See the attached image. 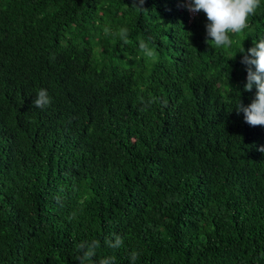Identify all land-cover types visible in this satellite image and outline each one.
<instances>
[{
    "label": "trees",
    "instance_id": "obj_1",
    "mask_svg": "<svg viewBox=\"0 0 264 264\" xmlns=\"http://www.w3.org/2000/svg\"><path fill=\"white\" fill-rule=\"evenodd\" d=\"M132 4L0 0V264H264V126L235 109L264 0L222 48L182 0Z\"/></svg>",
    "mask_w": 264,
    "mask_h": 264
},
{
    "label": "clouds",
    "instance_id": "obj_2",
    "mask_svg": "<svg viewBox=\"0 0 264 264\" xmlns=\"http://www.w3.org/2000/svg\"><path fill=\"white\" fill-rule=\"evenodd\" d=\"M184 6L191 13L203 12L207 18L206 42L215 45L216 47H231L233 44L232 35L242 33L243 30L249 28L250 17L256 14L260 8L261 0H182ZM144 0H133L132 7L137 10H144ZM190 13L192 18L194 15ZM107 32V29L105 30ZM191 34V33H190ZM119 36L125 43L128 42V29L122 27L119 31ZM253 47L245 50L243 45L241 63L247 66V82L244 85V90L251 92L255 86L256 92L252 102L245 106L242 101L235 108L237 114L243 113L245 122L252 126H264V38L258 41H253ZM141 49H145L147 45L142 41ZM236 56V55H235ZM235 59V57H234ZM152 101H149L151 103ZM51 103L50 97L46 89H40L33 105L43 109ZM166 104V102H165ZM257 151L264 153V146L257 148ZM105 243L110 248H119L123 244V239L116 235L114 240H105ZM98 240L91 242L82 241L76 247L81 253L77 256L79 264H115V257H104L99 260L94 259L96 249L99 248ZM138 258V253H131V260L135 264Z\"/></svg>",
    "mask_w": 264,
    "mask_h": 264
},
{
    "label": "rangeland",
    "instance_id": "obj_3",
    "mask_svg": "<svg viewBox=\"0 0 264 264\" xmlns=\"http://www.w3.org/2000/svg\"><path fill=\"white\" fill-rule=\"evenodd\" d=\"M191 13V12H190ZM193 15V13H191Z\"/></svg>",
    "mask_w": 264,
    "mask_h": 264
},
{
    "label": "built area",
    "instance_id": "obj_4",
    "mask_svg": "<svg viewBox=\"0 0 264 264\" xmlns=\"http://www.w3.org/2000/svg\"><path fill=\"white\" fill-rule=\"evenodd\" d=\"M193 15H195V13Z\"/></svg>",
    "mask_w": 264,
    "mask_h": 264
}]
</instances>
